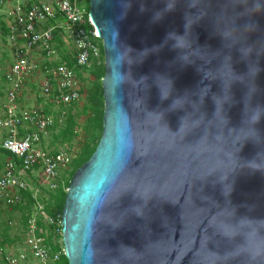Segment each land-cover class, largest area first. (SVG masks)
Returning <instances> with one entry per match:
<instances>
[{
  "label": "water",
  "instance_id": "obj_1",
  "mask_svg": "<svg viewBox=\"0 0 264 264\" xmlns=\"http://www.w3.org/2000/svg\"><path fill=\"white\" fill-rule=\"evenodd\" d=\"M103 132L70 264H264V0H90Z\"/></svg>",
  "mask_w": 264,
  "mask_h": 264
},
{
  "label": "built area",
  "instance_id": "obj_2",
  "mask_svg": "<svg viewBox=\"0 0 264 264\" xmlns=\"http://www.w3.org/2000/svg\"><path fill=\"white\" fill-rule=\"evenodd\" d=\"M3 5L4 0H0V34ZM8 15L12 21L7 40L15 61L4 72L9 88L0 108L3 110L0 127L6 130L0 147L19 158L21 164L11 157L0 163V200L9 207L21 204L25 199L20 191L31 188L37 203L28 221L24 246L14 250L2 248L1 257L9 264H58L61 252L47 246L37 221L38 216L49 224L54 220L46 214L38 195L43 188L55 190L58 187L61 172L69 168L72 158L66 148L51 153L41 146L55 119L38 107H22L19 99L25 81L39 69L31 54L40 50L45 73L42 93L53 94L52 101L59 105L80 101L81 83L75 67L60 59L56 31L71 43L76 65L80 67L99 58L98 39L101 37L80 0H17ZM38 180L48 186L42 187ZM35 182L37 184H33Z\"/></svg>",
  "mask_w": 264,
  "mask_h": 264
},
{
  "label": "trees",
  "instance_id": "obj_3",
  "mask_svg": "<svg viewBox=\"0 0 264 264\" xmlns=\"http://www.w3.org/2000/svg\"><path fill=\"white\" fill-rule=\"evenodd\" d=\"M80 2L89 12L90 0H80ZM51 22L54 23L55 21L52 20ZM9 31L10 29L6 22L1 19V33L4 38L8 37ZM61 35L60 31H56V41L60 59L70 66L75 67L79 81L87 82V90L84 97L85 100L81 104H79V101L73 102L69 105L61 104L59 105L56 114L53 113L48 106L43 108V111L46 114L54 115L55 119L54 125L49 129L48 136L43 140V147L51 153L56 152L61 148H66L70 154L72 153V148L76 152L71 154L72 159L69 168L62 170L61 180L58 187L55 190L43 188L42 193L38 195V199L44 205L46 214L53 218V224L45 222L41 216H38L37 221L39 228L42 230V234L45 236V243L47 246L53 251L61 252V258L58 264H70L63 250L64 243L61 225L63 209L67 190L73 175L81 165L89 160L92 153L95 151L103 132L105 101L102 79L105 75L106 68L104 46L101 38L98 39L101 48L99 58L91 60L90 64L87 66L80 67L76 65L75 57L73 58L71 52L67 51L65 48ZM87 73L89 75H87ZM81 93L83 96L84 92L82 88ZM51 145H53V147ZM4 152L5 150L0 147V160L3 159ZM11 158H13L19 165L21 164L19 158L13 155H11ZM2 162L3 161L0 163L2 164ZM33 184H37V182ZM20 193L25 201L21 204L7 207L11 209L10 212L14 210L20 212L21 227L20 230L13 233V235L11 233V230L13 229L10 225L11 220H7L4 223L2 231H0V264H9L2 259L1 249L14 245L16 240L24 238L23 236H25L28 221L33 215L37 203V200L34 198V190L31 188L21 190Z\"/></svg>",
  "mask_w": 264,
  "mask_h": 264
},
{
  "label": "rangeland",
  "instance_id": "obj_4",
  "mask_svg": "<svg viewBox=\"0 0 264 264\" xmlns=\"http://www.w3.org/2000/svg\"><path fill=\"white\" fill-rule=\"evenodd\" d=\"M62 36V41L64 42V44H66V46H68V49L71 51L73 50V47L71 48V43L65 41L66 39L63 38ZM65 39V40H64ZM32 58L39 64V69L30 77L27 78V80L24 83L23 86V95H24V91H25V96H23V98H25V100L29 101V103H27L29 105V107H38L40 109H43L45 106H48V108H50V110H52L53 113H57L58 109H59V104H55L52 101V97L53 95H44L42 92V86L41 83L45 78V73L42 70V65L44 63V57L42 55V53L40 52V50H34L32 52ZM15 61V57H14V51L11 49L7 37L6 40L4 39V37L2 36V34H0V97L2 96V94L5 92V83L3 82V76H4V72L8 69V67L10 66L11 63H13ZM87 75H89L87 73ZM88 77V76H87ZM81 83V88L83 89V96L81 98V100L79 101V104H81L82 102H84V97L86 95V90H87V82L86 81H80ZM1 108V106H0ZM1 111V109H0ZM52 115V114H50ZM54 117V115H52ZM82 120V119H81ZM48 142V141H47ZM41 146L43 147V142L41 143ZM53 147V145H51ZM48 146V147H51ZM44 148V147H43ZM45 149V148H44ZM47 150V149H46ZM76 151L72 148V153H75ZM35 174V173H34ZM31 180V178H29ZM37 181V178H35ZM39 181V180H38ZM40 184L42 185V187L48 186L46 184L41 183V181H39ZM11 209L8 208L1 200H0V231H2V228L4 226V223L7 220H11L10 225L13 227V229L11 230V233H16L20 230L21 227V223H20V212L19 211H12L10 212ZM15 226V228H14ZM14 235V234H13ZM24 238H22L21 240H16V243L14 245H10L7 246V248L9 250H14L18 247H22L24 246V240H25V236H23ZM20 264H24V263H20Z\"/></svg>",
  "mask_w": 264,
  "mask_h": 264
},
{
  "label": "crops",
  "instance_id": "obj_5",
  "mask_svg": "<svg viewBox=\"0 0 264 264\" xmlns=\"http://www.w3.org/2000/svg\"><path fill=\"white\" fill-rule=\"evenodd\" d=\"M17 3V0H4V5H3V9H2V12H1V19L2 21L6 22L7 26L9 27V24L11 23L12 21V18L8 15V10L13 7L15 4ZM2 34V33H1ZM3 36V35H2ZM64 38V37H63ZM6 40V38H4ZM65 40V39H64ZM66 41V40H65ZM65 48L67 49V51L71 52L72 54V57L74 58V48L73 50L71 51V49L69 50L68 49V46H66V44L64 45ZM71 48L73 47L72 45L70 46ZM12 64V63H11ZM3 82L5 83L6 86H4L6 89H5V92L2 94V96L0 97V106H2L3 104V101L5 100L6 98V94H7V90L9 88V84H7L4 76H3ZM23 96H25V91H24V95L22 93V95L20 96V104L22 107H29V105L27 103H29V101L25 100V98H23ZM3 115V110L1 109L0 111V116ZM6 135V130L4 128H1L0 127V143H1V140L2 138ZM9 157H11V155L8 153V152H4V157L1 161H5L6 159H8Z\"/></svg>",
  "mask_w": 264,
  "mask_h": 264
}]
</instances>
